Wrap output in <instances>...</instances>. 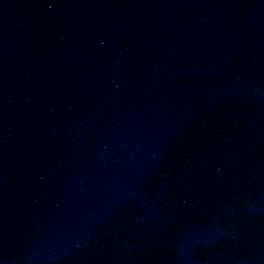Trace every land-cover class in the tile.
Returning a JSON list of instances; mask_svg holds the SVG:
<instances>
[{
    "label": "water",
    "instance_id": "1",
    "mask_svg": "<svg viewBox=\"0 0 264 264\" xmlns=\"http://www.w3.org/2000/svg\"><path fill=\"white\" fill-rule=\"evenodd\" d=\"M0 264H264V0H0Z\"/></svg>",
    "mask_w": 264,
    "mask_h": 264
}]
</instances>
